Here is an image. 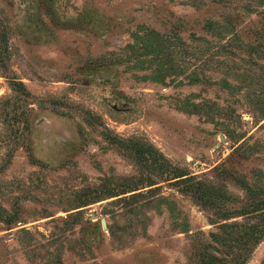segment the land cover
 <instances>
[{"label":"rangeland","instance_id":"374dc122","mask_svg":"<svg viewBox=\"0 0 264 264\" xmlns=\"http://www.w3.org/2000/svg\"><path fill=\"white\" fill-rule=\"evenodd\" d=\"M0 264H264V0H0Z\"/></svg>","mask_w":264,"mask_h":264}]
</instances>
